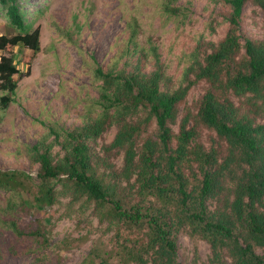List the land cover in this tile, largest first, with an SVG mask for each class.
Here are the masks:
<instances>
[{"label":"trees","instance_id":"1","mask_svg":"<svg viewBox=\"0 0 264 264\" xmlns=\"http://www.w3.org/2000/svg\"><path fill=\"white\" fill-rule=\"evenodd\" d=\"M222 1L230 9L226 33L203 57L193 56L175 89L163 87L154 47L149 52L155 69L144 70V48L132 25L128 42L136 59L127 61V69L98 65L92 71L99 82L96 115L65 132L62 156L54 158L49 148L35 153L36 178L0 169V190L24 203L31 198L40 209L50 208L58 194L93 205L100 220L116 227V238L121 229L144 235L147 241L139 246L122 247L137 264L149 252L171 264L181 230L205 240L216 264H264V39L240 28L246 2L264 12V0ZM0 4L18 30L0 34V52L18 43L37 52L39 27L27 30L20 0ZM21 72L12 55L0 54V108L12 101ZM200 81L207 83L203 94L180 113L189 89ZM113 125L117 131L107 147L123 151L118 168L98 161L88 143ZM50 130L58 140V131ZM81 264L99 263L88 257Z\"/></svg>","mask_w":264,"mask_h":264},{"label":"rangeland","instance_id":"2","mask_svg":"<svg viewBox=\"0 0 264 264\" xmlns=\"http://www.w3.org/2000/svg\"><path fill=\"white\" fill-rule=\"evenodd\" d=\"M20 2L27 30L39 27L40 49L34 52L18 43L0 52L12 55L22 71L19 78L15 76L18 81L12 101L0 108V169L21 170L33 178L39 171L35 153L49 148L54 158L62 156L65 132L96 115L92 109L99 96V82L93 77L94 67L127 69V61L136 59L128 42L132 25L135 40L144 48L139 57L144 70L155 69L154 55L149 52L154 47L163 65V87L175 89L193 56L203 57L224 36L228 28L224 17L230 12L222 0ZM5 12L0 4V34L17 33ZM240 28L247 36L264 39V12L246 2ZM206 87L205 81L194 84L179 106L180 113ZM49 127L58 131V140L51 130L49 133ZM116 131L114 125L110 126L88 143L97 160L104 159L118 168L123 151L107 147ZM23 199L0 190V264H81L88 257L99 264H137L122 247L139 246L143 239L147 241L144 235L121 229L120 238H116V227L100 220L93 205L72 202L67 195L58 194L50 208L40 209L31 198L25 203ZM38 224H42V236L37 234ZM174 243L171 264H216L205 240L181 230ZM142 259L144 264H163L151 252Z\"/></svg>","mask_w":264,"mask_h":264}]
</instances>
